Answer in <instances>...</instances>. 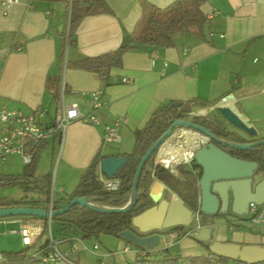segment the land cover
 I'll return each mask as SVG.
<instances>
[{
	"label": "crops",
	"instance_id": "0c3cea01",
	"mask_svg": "<svg viewBox=\"0 0 264 264\" xmlns=\"http://www.w3.org/2000/svg\"><path fill=\"white\" fill-rule=\"evenodd\" d=\"M174 1L105 0L111 13L83 17L69 42V7L64 2L18 0L6 13L0 6V108L17 109L24 114L43 111L45 121L51 122L61 105L75 104L82 114H88L90 104L85 94L91 91H102L107 104L96 112L98 125L73 121L61 138L44 142H53L52 150L59 145L55 180L49 193L53 202L74 190L95 155L117 157L130 153L134 131L143 128L157 108L168 104H185L193 117H205L216 104L226 106L255 130L249 139H264V0H205L200 7L206 19L204 40L184 33L174 37L170 48L139 46L122 56L119 67L101 74L72 66L82 59L116 50L140 29L151 7L163 9ZM209 14L212 16L208 18ZM153 55L156 57L152 64ZM122 78L130 82L122 83ZM54 89L57 99L52 98ZM119 118L124 119L118 128L119 141L104 143L103 125H112ZM107 146H112V151L106 152ZM183 165L198 183L199 170ZM170 173L180 178L178 167ZM149 193L157 194L160 200L178 197L157 180H152ZM20 203H25V207L35 204L40 209H46L48 204L39 197ZM49 223L50 220L46 231L50 234ZM0 224L14 227L8 233L18 235L20 241V229L26 226L37 234L31 242L43 226L41 220L29 217L3 218ZM56 229L60 238L55 241L64 246L60 250H67L70 243L78 241L79 249L70 257L77 259H71L74 264H126L139 254V249L117 237L107 236L102 248L93 243L98 246L93 250V245L87 246L74 231L66 234L57 226ZM192 229L184 228L180 234L160 230L148 235H160L156 249L166 250L169 255H206L203 246L191 238L195 234ZM40 239L32 249L35 253L48 246L36 248ZM238 239L216 242L264 247V234ZM126 247L129 250L125 251ZM80 252L91 261L78 255Z\"/></svg>",
	"mask_w": 264,
	"mask_h": 264
},
{
	"label": "trees",
	"instance_id": "16d2710c",
	"mask_svg": "<svg viewBox=\"0 0 264 264\" xmlns=\"http://www.w3.org/2000/svg\"><path fill=\"white\" fill-rule=\"evenodd\" d=\"M36 1L53 3L64 2L68 5V42L72 39L74 31L83 17L111 13L105 0ZM204 1L205 0H176L163 9L151 7L147 16L142 20L140 29L136 33L131 34L128 42L114 51L96 57L82 59L72 64V66L82 71L101 74L102 72L106 73L112 67H119L122 63V56L126 52L134 50L139 46H151L161 49L170 48L173 46L174 37L184 33L204 40L203 28L206 19L200 9ZM57 97L58 94L54 89L52 91V98L57 99ZM175 120H189L197 125L206 123L209 125V127H207L209 131L221 140L236 144L248 143L244 138L236 133L228 131L220 124L212 126L211 123L206 121L205 117H190L189 109L185 104H180L177 107L171 104L159 107L151 114L143 128L134 131L133 148L130 153L123 155V157L127 158L128 162L126 165L122 166L113 178L118 181V186L115 190H106L99 182L97 178L98 165L106 156L97 154L81 175L74 190L65 198L53 202L54 209L65 206L74 198H84L87 202L99 208L124 207L130 198L131 184L140 158L146 149L154 144ZM43 146L44 142L28 147L32 154V161L29 165H26L28 167L27 172L17 177L0 175V185H10L15 183L18 179L37 183V196L44 202H48L51 187L49 176H35L38 154ZM229 154L238 159L250 161L258 160L259 158L256 155H264V146L252 149L248 152L238 151V154ZM153 158L154 155L147 161L141 173L137 186L139 199L127 212L101 214L87 208L74 206L67 213L51 218L49 224L51 225L54 223L62 233L67 234L68 232L74 231V234L81 240L96 239L99 235L119 238V234L126 230H130L135 235L140 236L132 228L131 220L133 217L153 206L148 195L152 180H157L165 184L183 201L187 208L193 212H197L199 216H202L198 212L197 204L199 194L198 183L192 172L185 169L183 164H180L178 166L180 178L175 177L162 166L154 165ZM190 166L193 170L197 169L193 161H191ZM25 206V203L15 202L8 198H0V209ZM29 206L41 208L35 204H30ZM29 218L41 220L43 222L41 233L31 245L25 249L19 252L2 253L0 264H43L40 257L38 255H30V251L35 247V243L44 235L48 220L39 217ZM167 230L176 231L178 234L183 232L181 227H172ZM196 242L207 249L206 255L181 257L179 255H169L166 250L137 248L139 249L138 256L133 262L126 264H247L239 260H229L224 257L216 256L209 252L208 245L205 242Z\"/></svg>",
	"mask_w": 264,
	"mask_h": 264
},
{
	"label": "water",
	"instance_id": "95a60500",
	"mask_svg": "<svg viewBox=\"0 0 264 264\" xmlns=\"http://www.w3.org/2000/svg\"><path fill=\"white\" fill-rule=\"evenodd\" d=\"M213 109L219 116L231 124L238 135L253 136L255 130L247 126L228 107L216 104ZM186 129L196 132L206 138L192 152V161L200 169L198 180L199 205L198 212L202 216L216 217L231 214L235 217L245 216L249 202H264V155H256L258 160H243L225 152V148L248 152L264 146V139L245 144L226 142L214 136L207 129L189 120H175L164 134L149 146L140 158L131 184V194L128 203L122 208H99L87 202L84 198H74L59 209H39L34 207L1 208L0 219L9 217H39L50 220L67 213L72 207L80 206L95 212L125 213L139 199L137 186L143 168L152 155H156L162 145L173 136L176 130ZM241 133V134H240ZM242 136V135H241ZM128 162L126 157H106L99 163V170L103 176L112 179ZM181 163L175 165V169ZM156 165H159L158 163ZM153 206L146 209L131 220L132 228L140 235L126 230L119 234V238L135 248L155 250L161 240L158 234L148 235L153 231L167 230L172 227L182 229L191 226L195 219L193 211L187 208L183 201L174 196L168 200H160L157 194H148ZM194 239L206 242L209 237L207 229L193 228ZM210 253L229 260H239L247 264L264 262V247L256 245H239L236 243H212L208 245ZM173 259V258H166Z\"/></svg>",
	"mask_w": 264,
	"mask_h": 264
},
{
	"label": "built area",
	"instance_id": "2783aa9c",
	"mask_svg": "<svg viewBox=\"0 0 264 264\" xmlns=\"http://www.w3.org/2000/svg\"><path fill=\"white\" fill-rule=\"evenodd\" d=\"M18 0H1L0 6L3 13H6L9 8L17 4ZM212 15L209 14L208 18ZM155 55L151 58L153 64ZM122 83H129L130 80L122 78ZM90 104V112L88 114H82L75 104L61 105L55 118L51 122H46L44 119V112L38 111L32 114H24L20 110L10 109L6 107L0 108V161H5L8 156L18 155L22 164L29 165L32 161V154L30 146H34L45 142L53 137L61 138V135L65 127L73 122L80 121L85 124L98 125L100 120L96 112L105 107L106 101L103 98V92L91 91L85 94ZM193 117L192 114H189ZM124 122V119L119 118L115 120L112 125H103L102 140L104 143H117L119 141L118 128ZM160 152V150H159ZM158 152V153H159ZM154 156V164H159L163 168L172 172L166 168L161 162L157 161V155ZM192 155L185 160L180 161L181 164H191ZM97 178L106 190H115L118 186V181L115 179H108L103 176L98 167ZM46 209L53 210V196L51 194ZM195 219H198V213L193 212ZM250 216V220L255 224H264V202L254 203L249 202L247 206V213ZM49 222V220H48ZM21 244L23 246L31 245V237L37 234L31 231L26 226H22L20 229ZM172 238L173 234H169ZM78 241L75 239L70 243L67 250H60L58 248V242L51 239L48 246L43 250L35 253L38 255L43 264H74L70 257L73 256L79 249ZM97 244L93 245V250H97ZM83 249H86L83 246ZM129 250L126 247L125 251ZM43 254V255H42ZM2 255L0 254V260Z\"/></svg>",
	"mask_w": 264,
	"mask_h": 264
},
{
	"label": "rangeland",
	"instance_id": "374dc122",
	"mask_svg": "<svg viewBox=\"0 0 264 264\" xmlns=\"http://www.w3.org/2000/svg\"><path fill=\"white\" fill-rule=\"evenodd\" d=\"M63 79V74H62ZM203 106V105H200ZM214 111H211V113L205 114V117L208 119H212L211 114ZM216 112V111H215ZM218 115V114H217ZM193 116V115H192ZM219 116V115H218ZM213 120V119H212ZM226 123L225 128L231 131H235L233 129L234 127L224 121ZM228 125V126H227ZM177 131V130H176ZM175 131V132H176ZM241 134V133H240ZM245 138H249V136L241 134ZM177 137V135L175 136ZM52 143L51 141H48L44 144V146L41 148L40 153L38 154V162L35 170V176L38 175H48L51 186L54 184L55 180V173H56V166H57V153L59 149V145H56L52 150ZM112 146H107L105 148V151H112ZM54 156V157H53ZM155 156V155H154ZM28 167L24 164H22L20 157L18 156H11L7 157L5 161H0V175L2 176H20L27 172ZM37 190H38V184L32 183L28 180L24 179H18L15 183L10 185H0V198H8L15 202H30L33 201L35 198H37ZM56 196V193L54 192V197ZM191 228H197V231L199 229H207L209 232L208 240L206 241L207 245H210L212 243H219L216 241H219V239H228L233 240L236 239L239 241V236H255L259 237L261 234H264V224H254L250 220V216L246 214L242 217H235L231 214L216 216V217H207V216H199L198 220L193 221V223L190 226ZM15 229L14 227L6 226L0 224V253H8V252H19L24 248L23 245H21L20 238L18 235L14 234L11 235L8 233L9 229ZM50 234L48 230L46 233L42 236L39 243L37 244L36 248H39L40 246H45L49 243L50 237L52 240H57L60 238V235L57 232L55 224L50 225ZM258 229V230H256ZM258 231L259 234H256ZM191 233V232H190ZM194 233V232H192ZM194 236H191V238H194ZM108 238L106 235H99L96 239L91 238L84 240L83 242L91 247L93 243H98L100 248H102L103 244L102 241L104 239ZM242 246V244H239ZM58 248L63 249L64 246H62L61 243L58 244ZM206 252L207 249L203 247ZM36 250H31L30 255H34ZM83 254V255H82ZM78 255H81L83 259L86 261H91L88 255L80 252ZM72 261L77 262V259L71 258ZM81 259V258H80ZM260 264H264V262H261Z\"/></svg>",
	"mask_w": 264,
	"mask_h": 264
},
{
	"label": "bare ground",
	"instance_id": "6f19581e",
	"mask_svg": "<svg viewBox=\"0 0 264 264\" xmlns=\"http://www.w3.org/2000/svg\"><path fill=\"white\" fill-rule=\"evenodd\" d=\"M177 135V137H175ZM206 138L202 135L186 129H179L161 147L157 155V161L161 162L166 168L175 172V165L188 159L194 149L205 142Z\"/></svg>",
	"mask_w": 264,
	"mask_h": 264
},
{
	"label": "flooded vegetation",
	"instance_id": "af4514ba",
	"mask_svg": "<svg viewBox=\"0 0 264 264\" xmlns=\"http://www.w3.org/2000/svg\"><path fill=\"white\" fill-rule=\"evenodd\" d=\"M212 111H214L212 114H211V116H212V119H208V118H206L205 117V119H206V121L207 122H209V123H211L212 124V126L213 125H217V124H220L221 126H223L224 128H225V125H226V123L224 122V120L220 117V116H218L219 114L217 113V112H215L216 110L215 109H213ZM218 114V115H217ZM197 125V124H196ZM199 126H201V127H203V128H205V129H207L208 131H209V129L207 128V127H209V125L208 124H203V125H199ZM228 126V125H227ZM225 129H227V128H225ZM228 130V129H227ZM228 131H231V130H228ZM239 134V133H238ZM239 136H241V135H239ZM242 138H244L246 141H248V143H251V142H254V141H258V140H251V139H249V138H245L244 136H241ZM226 142H228V141H226ZM231 143V142H230ZM243 144V143H242ZM225 150V152H227V153H233V154H238V151L237 150H231V149H228V148H225L224 149ZM197 170H199V169H197ZM198 218H199V216H198Z\"/></svg>",
	"mask_w": 264,
	"mask_h": 264
}]
</instances>
